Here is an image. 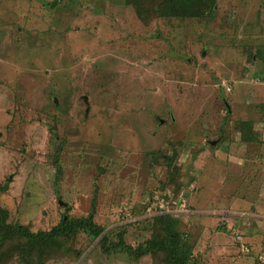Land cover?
<instances>
[{"label": "rangeland", "instance_id": "1", "mask_svg": "<svg viewBox=\"0 0 264 264\" xmlns=\"http://www.w3.org/2000/svg\"><path fill=\"white\" fill-rule=\"evenodd\" d=\"M154 16L145 24L129 0H0V209L49 236L44 264H156L60 224L96 202L111 240L127 226L136 248L151 235L144 204L179 192L200 264H264V0Z\"/></svg>", "mask_w": 264, "mask_h": 264}, {"label": "trees", "instance_id": "2", "mask_svg": "<svg viewBox=\"0 0 264 264\" xmlns=\"http://www.w3.org/2000/svg\"><path fill=\"white\" fill-rule=\"evenodd\" d=\"M129 3L134 6L139 18L145 24L149 19L148 16L152 14H155V18L202 19L210 16L216 8V0H129ZM241 129L242 141L252 139L247 136L250 132L248 124H242ZM165 159L169 161V165L174 161L173 157L167 156ZM193 160H197L196 156ZM55 165L60 176L62 170L58 156L55 159ZM9 183L10 181L1 184L0 192H6L9 189ZM176 196L172 194L153 196L147 204H144L145 211L152 205L155 209H160L161 204L170 203ZM7 218L8 212L0 209V264L10 263L14 258L19 261V264H44L52 257L55 248L47 241L50 239L49 236L34 234L23 226H12ZM95 218L96 202L93 203L92 210L86 218L72 219L65 216L59 229L69 228L70 237H72L75 232L70 230V227L76 225L77 228L87 230L95 239L101 237L99 246L106 255L122 253L137 260L149 256L156 264H200L197 256L194 255V244L188 236L179 231L178 216L151 217V221H146L147 227L150 226V238L136 248L126 242L127 226L118 232L117 241L113 242L111 233L106 232V228L99 225Z\"/></svg>", "mask_w": 264, "mask_h": 264}, {"label": "built area", "instance_id": "3", "mask_svg": "<svg viewBox=\"0 0 264 264\" xmlns=\"http://www.w3.org/2000/svg\"><path fill=\"white\" fill-rule=\"evenodd\" d=\"M157 200V199H156ZM188 202L184 195V192H180L177 194V197L172 199V201L168 204H161L160 209H155L150 206L147 209V213L150 217L158 216V215H169V216H180L187 212ZM225 220H233L237 218V212H228L225 213ZM240 216H243L242 214ZM239 217V216H238ZM243 218V217H242ZM226 229L231 233L235 244L237 245L238 251L240 254L248 255L251 253V247L245 242L244 235L240 232V230L236 229L235 224L225 223Z\"/></svg>", "mask_w": 264, "mask_h": 264}, {"label": "water", "instance_id": "4", "mask_svg": "<svg viewBox=\"0 0 264 264\" xmlns=\"http://www.w3.org/2000/svg\"><path fill=\"white\" fill-rule=\"evenodd\" d=\"M216 143H217V142H213L212 144H213V145H216Z\"/></svg>", "mask_w": 264, "mask_h": 264}]
</instances>
